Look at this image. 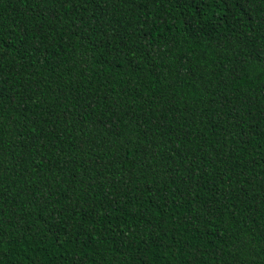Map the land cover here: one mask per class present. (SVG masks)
Returning <instances> with one entry per match:
<instances>
[{
	"label": "trees",
	"instance_id": "1",
	"mask_svg": "<svg viewBox=\"0 0 264 264\" xmlns=\"http://www.w3.org/2000/svg\"><path fill=\"white\" fill-rule=\"evenodd\" d=\"M0 264H264V0H0Z\"/></svg>",
	"mask_w": 264,
	"mask_h": 264
}]
</instances>
